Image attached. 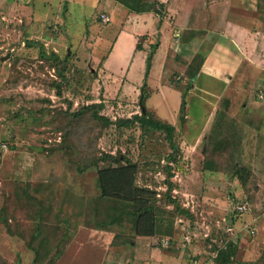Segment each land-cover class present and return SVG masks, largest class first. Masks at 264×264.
Here are the masks:
<instances>
[{"label": "rangeland", "instance_id": "obj_1", "mask_svg": "<svg viewBox=\"0 0 264 264\" xmlns=\"http://www.w3.org/2000/svg\"><path fill=\"white\" fill-rule=\"evenodd\" d=\"M2 1L0 264H218L230 242L237 246L230 264H264V75L239 80L248 67L236 77L226 65L230 52L221 51L213 72L190 87L216 36L208 34L197 54L191 49L185 70L171 68L179 98L170 96L160 118L149 110L154 119L175 122L179 151L171 160L166 133L121 126L141 114L140 99L124 106L101 102L97 74L117 34L110 17L100 19L102 5L40 0L47 14L36 18L14 6L30 7L26 0H6L5 8ZM176 47L181 54L183 45ZM147 78L141 91L147 84L150 96ZM108 155L137 165V186L156 193L161 229L170 236L137 243L125 208L100 202L98 172L116 165ZM243 202L250 209L240 214L235 210ZM109 208L124 221L100 227Z\"/></svg>", "mask_w": 264, "mask_h": 264}, {"label": "crops", "instance_id": "obj_2", "mask_svg": "<svg viewBox=\"0 0 264 264\" xmlns=\"http://www.w3.org/2000/svg\"><path fill=\"white\" fill-rule=\"evenodd\" d=\"M5 1H2V8L7 7ZM39 1L26 0L30 7L22 2L14 6L17 10L25 8L27 15L31 12L39 18L47 14L41 7L45 0L43 3ZM148 1H158L163 5V15L152 11L134 13L114 0H94L95 4L103 6L101 13L111 18L113 26L111 24L110 29H116L117 33L109 53L102 59L101 69L97 74L103 96L101 102L114 100L120 106L130 102L138 103L142 94V82L148 77L147 82L149 80L148 86L152 93L146 101V106L158 115L160 109L169 104L170 96L175 94L174 96L179 98L178 93L172 89L171 68L185 70L186 62L191 59V49L195 54L205 49L208 34L216 36L210 41L213 46H207L213 51L204 55L205 60L198 79L207 70L213 72L216 68L214 57L221 51L230 52L232 57L226 65H230L236 77L245 66L248 67L246 76L239 80L248 82L257 78L252 77L254 75H264V0H201L203 2L197 7L192 5L200 0ZM120 18L123 20L117 23ZM180 34H183L182 38ZM177 37L181 39H175ZM139 40H143L141 45L138 44ZM153 44L156 46L151 51ZM176 44L183 45L181 54V48L176 47ZM233 50H237L234 55ZM150 51L153 53L152 62L147 71ZM136 66L140 67L141 72L135 69ZM155 99L158 101L153 104L152 100ZM256 107L259 105H255L251 110H256ZM244 108L246 111L250 110L249 107ZM241 113L247 114L242 109ZM158 117L160 118L159 115ZM139 240L141 239L137 238L136 242H140Z\"/></svg>", "mask_w": 264, "mask_h": 264}, {"label": "trees", "instance_id": "obj_3", "mask_svg": "<svg viewBox=\"0 0 264 264\" xmlns=\"http://www.w3.org/2000/svg\"><path fill=\"white\" fill-rule=\"evenodd\" d=\"M115 2L123 5L129 11L134 13H144V12H155L156 14L162 16L164 7L158 1L149 2L148 0H114ZM155 46H153L154 48ZM153 51V50H152ZM151 59V58H150ZM149 63V67H150ZM203 64V63H202ZM202 64L200 68L198 67L193 71L194 73L190 77V87L193 85L195 78L199 75ZM147 84L144 86L142 90V94L140 97L139 105L141 107V114L135 115L131 119L120 120L121 126L123 124L124 127L130 128L137 124H139L143 131H157L161 133H166L168 142L173 150L172 158L176 157V152L178 150V145L175 142V125H172L168 122H163L151 117L150 111L146 106V101L149 98V95L146 92ZM146 92V93H145ZM103 105L100 103L96 105V108L101 110ZM186 102L185 97H183L182 105L180 108V116L184 119V115L181 113L185 112ZM98 118L102 121H105L108 124H111V121L105 119L102 116H98ZM111 159L113 163H115V167H110L106 169H100L98 172V188L101 193L100 202L103 205H107V203H115L120 204V207L125 208V214L129 221L131 222L134 235L138 238L145 237L149 239H153L158 236H170L169 232L161 229V221L159 216H157V211L155 208V200L156 193L151 191L150 189L137 186V174L138 167L136 164H133L128 159L119 160L113 155H108L105 159ZM237 211V210H235ZM113 212L114 214H112ZM158 212L160 215L161 211L158 208ZM240 214V211H237ZM123 216V215H122ZM122 216L115 215V212L109 208L107 211V221L104 224H99L100 227H105L107 225L112 224H121L124 219ZM160 224V225H159ZM230 226V225H229ZM170 239H166L170 242ZM165 241V240H164ZM237 250V246L234 243H228L224 249H221L218 253V257L216 259L218 264H230L233 260V255Z\"/></svg>", "mask_w": 264, "mask_h": 264}, {"label": "built area", "instance_id": "obj_4", "mask_svg": "<svg viewBox=\"0 0 264 264\" xmlns=\"http://www.w3.org/2000/svg\"><path fill=\"white\" fill-rule=\"evenodd\" d=\"M100 19L103 22H105V23H109L110 22L109 16H107L105 14H102L101 17H100ZM249 209H250L249 203L248 202H243V203H241L240 205L237 206V209L236 210L237 211H240L241 213L242 212L245 213V212L249 211ZM234 230L235 229L233 228V226H228L227 227V232L228 233H232V232H234ZM254 232H255L254 230L250 231L251 234H254ZM186 241L189 243L190 242V238H187ZM163 242H164V245L165 246H169V244H170V242L167 241V240H165Z\"/></svg>", "mask_w": 264, "mask_h": 264}]
</instances>
